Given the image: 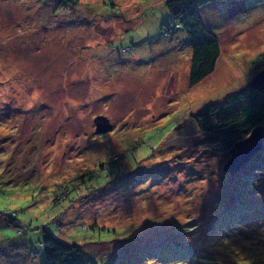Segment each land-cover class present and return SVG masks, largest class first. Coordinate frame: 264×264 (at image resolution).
<instances>
[{"label":"rangeland","instance_id":"rangeland-1","mask_svg":"<svg viewBox=\"0 0 264 264\" xmlns=\"http://www.w3.org/2000/svg\"><path fill=\"white\" fill-rule=\"evenodd\" d=\"M166 1L0 0V264H45V231L94 264H264V147L226 175L191 117L264 70V0H196L220 57L193 87Z\"/></svg>","mask_w":264,"mask_h":264},{"label":"trees","instance_id":"trees-1","mask_svg":"<svg viewBox=\"0 0 264 264\" xmlns=\"http://www.w3.org/2000/svg\"><path fill=\"white\" fill-rule=\"evenodd\" d=\"M205 4L206 2L198 4L196 0H167L165 2L167 10L186 32L192 48L190 87L212 74L220 57L218 38L204 31L197 9V6L201 7ZM191 117L202 134L215 137L211 143L216 145L221 153L230 152L236 143L249 137L255 128L263 126L264 94L254 89L245 88L228 96L225 102L220 105H209L192 114ZM261 156L263 159L260 161L262 162L252 161V166H263V169H255L256 172L252 173L254 176L263 174L264 155ZM238 173L232 175L226 172V175L235 177ZM235 185L238 187L237 194L239 198H242V202L244 195L251 192L249 190L252 188L253 180L249 176H244L238 181V184L228 185L224 195L228 196L227 193L233 190ZM256 190L258 194L261 193L259 188ZM249 204L253 210L261 206V204L252 201ZM262 205L264 206V204ZM254 214H257L256 211ZM198 241L201 243L200 239ZM160 244L158 242L149 252L156 255ZM42 247L45 264H94V261L81 250L79 245L62 243L46 231L42 239Z\"/></svg>","mask_w":264,"mask_h":264},{"label":"water","instance_id":"water-1","mask_svg":"<svg viewBox=\"0 0 264 264\" xmlns=\"http://www.w3.org/2000/svg\"><path fill=\"white\" fill-rule=\"evenodd\" d=\"M247 88L254 89L264 94V70L253 77L247 85ZM94 124L96 127L95 133L97 135L108 133L113 129L109 119L105 116H98L94 120ZM263 138L264 127L259 126L255 128L245 140L236 143L234 148L229 152L230 159L224 166V170L233 175L247 166L255 155L263 149Z\"/></svg>","mask_w":264,"mask_h":264}]
</instances>
